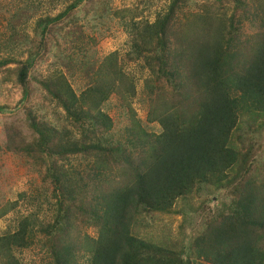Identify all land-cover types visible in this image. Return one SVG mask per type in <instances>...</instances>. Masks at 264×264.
<instances>
[{"label": "trees", "instance_id": "trees-1", "mask_svg": "<svg viewBox=\"0 0 264 264\" xmlns=\"http://www.w3.org/2000/svg\"><path fill=\"white\" fill-rule=\"evenodd\" d=\"M189 1L169 0L153 22L136 19L137 8L114 13L130 36L127 61L148 70L146 125L131 106L135 80L118 51L79 93L59 69L37 80L42 92L24 109L25 123L3 131L5 150L29 158L50 184L51 213L40 218L36 209L0 234V264H23L17 252L34 246L46 264H264V0H200L185 11ZM95 2L106 6L71 0L39 17L38 43L15 41L25 59L0 58V86L11 83L24 102L47 42L58 48L64 20ZM113 95L129 119L121 135L106 110ZM0 101V112L12 102ZM194 194L204 197L189 209L204 211L187 247L139 236L148 218L178 214L175 202Z\"/></svg>", "mask_w": 264, "mask_h": 264}, {"label": "rangeland", "instance_id": "rangeland-1", "mask_svg": "<svg viewBox=\"0 0 264 264\" xmlns=\"http://www.w3.org/2000/svg\"><path fill=\"white\" fill-rule=\"evenodd\" d=\"M70 2L71 0H0V58L9 55L16 59H25L26 55L15 53L19 50L15 41L31 44L34 40L37 44L39 37L34 34L35 21L39 17L56 15ZM198 2L201 1L190 0L185 11H195L194 4ZM105 3L106 6H102L99 2L84 5L73 11V20L68 18L64 20V36H58L56 39L58 48L49 47L52 46V42H55L54 39L48 41L47 48L50 51L34 62L33 70L30 72L31 93L24 102L20 101L22 93L14 89L11 83H7L6 89L3 88L6 85L0 86V94L4 95V99L7 100L10 95L12 100L10 104L7 101L9 105L0 112V212L9 204L12 205L8 213L0 216V234L14 230L17 218L36 209L39 211L40 218L51 213V207L45 200L46 196L53 201L49 191L50 184L43 181L41 174L29 158L23 154H14L5 150L3 131L4 126L15 119L20 120L22 125L25 123L24 109L32 107L37 100L36 96L42 92L37 83L42 75L59 69L79 93L89 83L90 76L103 58L113 51H118L125 72L135 80V96L131 106L136 117L143 125H146L148 104L144 84L148 79V70L141 60L127 61L126 53L130 48V36L127 26L114 13L125 8H137V11L143 12L136 19L144 18L148 22H153L156 15L167 7L169 0H105ZM68 31L70 33H67ZM40 51L42 52V49ZM1 103L0 101V105ZM123 105L121 100L113 95L106 106L113 120V132L116 135H121L122 129L129 123ZM48 112L46 119L51 122L54 117L51 110ZM40 115L42 114L39 113L38 116ZM149 127L156 132L159 131L158 125L153 124ZM47 191L49 192L46 194ZM213 195L212 201L208 203L209 208L220 200L218 192ZM202 197L204 195L194 194L185 202L176 201L173 209L177 210L178 214H156L151 219L148 218L147 224L150 226L140 228L139 236L154 242L169 244L175 242L177 248L187 247L195 234L194 227L201 221L200 213L204 211H198L196 214L197 211L193 212L189 208L194 210L198 207ZM180 213L187 219L185 220ZM186 222L188 223L184 225ZM87 232L94 234L91 229ZM17 256L23 264H46V257L39 246L17 252Z\"/></svg>", "mask_w": 264, "mask_h": 264}]
</instances>
